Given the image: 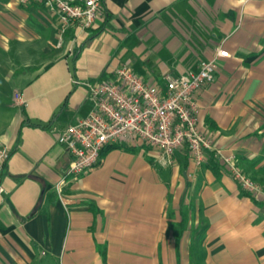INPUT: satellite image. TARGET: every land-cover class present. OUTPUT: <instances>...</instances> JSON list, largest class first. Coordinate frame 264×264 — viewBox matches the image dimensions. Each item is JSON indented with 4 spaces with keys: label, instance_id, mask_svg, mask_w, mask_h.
Wrapping results in <instances>:
<instances>
[{
    "label": "crops",
    "instance_id": "1",
    "mask_svg": "<svg viewBox=\"0 0 264 264\" xmlns=\"http://www.w3.org/2000/svg\"><path fill=\"white\" fill-rule=\"evenodd\" d=\"M45 10L0 0V37L28 42L33 20L49 30L42 51L57 50L18 80L23 103H2L12 109L0 122V264H264V203L212 151L194 165L181 147L161 165L131 139L72 179L55 139L90 108L87 84L122 62L163 85L221 47L229 55L196 94L197 124L264 186V0H102L70 54L55 47L58 21Z\"/></svg>",
    "mask_w": 264,
    "mask_h": 264
},
{
    "label": "built area",
    "instance_id": "2",
    "mask_svg": "<svg viewBox=\"0 0 264 264\" xmlns=\"http://www.w3.org/2000/svg\"><path fill=\"white\" fill-rule=\"evenodd\" d=\"M30 2L42 4L56 17L54 45L64 48L68 54L72 53L78 34L94 25L102 6V0H18L21 4ZM227 55L225 48L218 47L212 57L199 61L195 71L164 74L163 85L146 81L127 62L114 69L113 78L87 84L90 108L55 135L56 141L69 153L65 174L76 179L100 162L101 150L107 144L137 139L161 165L173 164V154L181 147L187 150L194 165L204 162L206 152L212 151L239 187L264 203V186L238 165L233 154H224L214 147L197 124L196 94L213 79L214 59ZM14 95L18 103H23L19 92ZM8 154V146L1 144L0 172ZM64 184V178L56 183L58 195Z\"/></svg>",
    "mask_w": 264,
    "mask_h": 264
},
{
    "label": "rangeland",
    "instance_id": "3",
    "mask_svg": "<svg viewBox=\"0 0 264 264\" xmlns=\"http://www.w3.org/2000/svg\"><path fill=\"white\" fill-rule=\"evenodd\" d=\"M30 24L34 26L30 27V39L26 40L28 42L17 38L0 37V122H3L4 117L12 109L3 106L2 103L19 92L18 88L21 84L18 83V80L23 75L27 76L32 69L46 63L57 52L52 47L43 52L40 47L41 38L39 35L47 33L49 31L48 27L46 30H38L36 27L37 21L32 20ZM24 63H28V65H23ZM92 83L94 82H89V84Z\"/></svg>",
    "mask_w": 264,
    "mask_h": 264
},
{
    "label": "trees",
    "instance_id": "4",
    "mask_svg": "<svg viewBox=\"0 0 264 264\" xmlns=\"http://www.w3.org/2000/svg\"><path fill=\"white\" fill-rule=\"evenodd\" d=\"M112 147H124V146H122V143H109L104 148H102L101 153H103L104 151H106L107 149L112 148ZM209 156H210L211 160L214 161V159L212 157V153Z\"/></svg>",
    "mask_w": 264,
    "mask_h": 264
}]
</instances>
